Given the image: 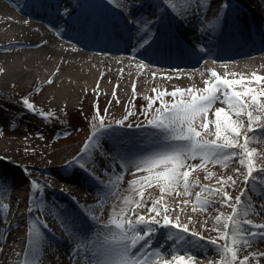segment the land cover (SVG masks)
<instances>
[{
    "label": "bare ground",
    "instance_id": "obj_1",
    "mask_svg": "<svg viewBox=\"0 0 264 264\" xmlns=\"http://www.w3.org/2000/svg\"><path fill=\"white\" fill-rule=\"evenodd\" d=\"M46 2L43 7H38L33 1L28 0H0V69H3L0 72V91H12L22 93V97H31L30 102L34 103L38 112L50 111L51 117L55 116L57 112L68 114L79 110L87 96L93 97V102L98 105L100 114L103 109L107 108V113L111 112L115 115L125 103L135 100L136 103L143 105L142 109H145L148 105V100L145 97H153L155 95L152 91L154 88L158 91L166 89L168 92L177 87L186 89L194 86L196 89H202L205 86L204 80L210 78L211 70H215L222 77L227 73L229 79H239L241 75L246 79H251L253 73L264 76V0H223L228 5L223 19L218 20L214 28L204 32L198 31L202 20L205 26L211 24L222 0H207L209 7L202 19L197 16L182 19L167 8L161 0H134L137 6L131 8V15H128L127 11L121 7L122 4H127L128 0H112V3H108L107 0H84V6L89 7V13L87 20H84L82 24L81 21L84 17L80 19L79 17L84 14L82 12L84 7L80 6L79 0H48ZM64 8L69 9L68 16L60 14V10ZM34 10H41L45 16H36L33 13ZM227 19L228 21H226ZM148 20L154 22L151 24L149 32L145 33L142 30L143 22ZM66 23L69 25L65 28L66 30H62V32L57 30L59 26L66 25ZM162 24L166 27L172 25L171 27L177 29L184 39H189L190 48L184 54L178 55L174 52L171 53V55L174 54L172 57H164L169 59V62L153 57L143 58L141 49H152L151 52H156V54L161 52L168 54L170 46H165L164 38L159 34ZM72 27L78 35L70 30ZM98 28H103V30H98ZM110 29L119 32L121 39L112 38L109 34ZM85 34L88 38L95 40L94 44L92 42L85 44L87 43ZM244 34L245 37L240 38ZM144 38H149L151 42L144 48H138V42ZM237 38L243 39L242 43L237 47L231 46L235 39L238 40ZM106 39L110 42L109 45L118 46V49L112 51L98 47L100 41ZM201 45L207 51L194 53L193 50ZM243 45L249 47L250 51L248 50L242 55L235 53L234 50ZM210 48L223 51L224 55L212 56L209 54ZM226 48L227 50L224 51ZM134 49L135 55H133ZM213 58L217 62H213ZM141 62L144 64L143 67L140 66ZM196 69L198 70L194 71ZM201 71L205 73L204 76L200 75ZM153 73H155V77ZM232 73H235L236 76L233 77ZM50 79L53 81L51 84L48 83ZM133 83L136 86L135 92H133ZM114 90L115 96L113 95ZM164 99L168 102L173 100L170 95L165 96ZM157 107H159V102L153 105V109L148 113L149 118ZM218 107L226 106L217 102L208 113L209 120H214L213 113ZM142 109L139 112L140 118L137 119L139 123L140 120L141 123L146 122ZM22 111L24 115L40 117L25 111L23 106ZM256 114L261 115V120L253 127L259 128L264 125V113ZM125 115L127 112L119 115L116 119H123ZM137 120L129 119L134 126L138 123ZM9 123L5 120L3 125L9 126ZM15 125L21 126L22 121H16ZM201 131L203 134L204 130ZM208 131L214 132V127L210 125ZM137 136L139 135L133 133L130 136H123L122 139L133 142L143 141L144 138ZM84 137L83 140H80L79 145L88 139L87 136ZM144 137L153 139L146 135ZM214 138V136L208 137V139ZM119 140H121L120 137L112 141ZM7 143L3 144L0 141V161L8 159L6 155L10 149H8ZM75 147L76 143H72L57 150L60 152V156H63L59 161L61 164H58L62 169L73 157L78 155L80 148ZM249 147H255L258 152L264 151V138L254 137ZM85 158L87 159V156ZM91 162H94L95 165V177L99 179L89 176L78 166L73 165L64 171L58 169L59 171L53 174L50 172L53 176L43 180L46 186L50 185L49 191L44 192L50 200L45 198L43 201L53 202L56 200L55 202H57L59 200L57 195L61 197V200H68L63 208L66 209L65 216L61 218L83 215L86 220L82 224L79 222L74 227L65 228V226L59 227L56 222L55 230L52 226V217L46 216L50 215L49 212L35 207L38 212L42 210L41 213L44 217H36L33 213L30 215L28 207H26V199L24 203L22 193L16 191L9 192L11 195L9 204L12 206L7 213L8 219L3 211L5 204L3 200L0 202V264H31L33 260L35 264H91L93 253L89 245L90 240L83 241V243H87L88 254L81 250L79 256L74 258L72 255L74 247L77 244H82V229H89L94 241L97 235L102 232L103 226L109 222L108 219H111L114 214L120 213L121 209L129 207L124 203L126 198H138L132 191L130 182L145 175L142 172H136L129 176L123 175L100 151L93 153ZM188 163L196 165L201 164V161L197 158L188 161ZM58 166L56 167L58 168ZM204 167L213 173L211 179H205L207 173L200 170L193 172L190 180L198 179L201 185L219 189L222 185L218 183V180L221 178L226 180L228 176H232L237 181L236 186L234 188L226 187L232 202L235 201L236 196L240 195L241 189L246 187L242 175L233 170V167H239L235 163L227 168L220 163H208ZM40 169L42 170V168ZM106 169L107 172H105ZM241 172H246V169L241 168ZM4 174L5 172L0 170V177ZM33 177L38 178L39 181L38 175H33ZM85 179L88 182L93 181V193L91 194L82 190L84 187L82 182L87 183ZM95 180L103 182L104 185L94 186ZM257 183L261 182L257 181ZM228 184L231 185V181ZM179 191L182 192V188ZM200 191V187L197 186L190 190L189 196L166 195L164 203L170 209V219L175 221L179 216L180 222L187 224L190 232L195 231L206 240L216 238L217 233L212 230L214 224L212 217L220 213L231 214L232 210L229 207L221 206L219 197L208 192H201V198L214 201L215 207L209 208L207 211L193 212L196 194ZM70 196L75 197L71 200L72 204L69 203ZM105 196L108 197L107 200L104 199ZM160 196L158 187L145 189L144 198L148 201V206L151 205L152 200L160 199ZM250 196L254 203L259 204V193L252 192ZM185 199L189 200L187 205L182 203ZM242 199L245 202L238 208L240 217L251 219L254 224H264V213L256 216L254 211L248 207L246 198ZM55 202L54 206L62 209ZM98 204L102 207L98 208ZM134 211L140 215H149L147 207L135 208ZM245 211L248 213L247 216H245ZM90 215H95L98 218L97 221L89 219ZM128 215L133 220L136 218L132 212H128ZM4 216L7 220L3 224ZM32 216L38 218V224L46 235V238L40 236L39 245L34 254L27 246V237L23 234L22 237L17 235L21 232L17 229L20 225L27 226L24 231H29V223H26L25 219ZM96 224L101 225L102 229L97 228ZM31 231L35 233L33 229ZM165 241L166 231L158 230L153 238V246L163 245L164 251L168 252L170 249ZM218 243L223 244L224 242L218 240ZM56 245H63L66 249H64V254L68 256L67 263L64 259L54 258ZM135 250L133 249V251ZM194 252L196 259L193 264H210V262L211 264H220V255L207 244H201L199 248L194 249ZM249 253H256L258 256L264 253V242L254 244L246 250L242 247L239 253L240 258L249 255ZM165 259L170 260L171 257L169 255L161 256L158 264H163ZM252 264H257V261L253 260ZM259 264H264V257L259 259Z\"/></svg>",
    "mask_w": 264,
    "mask_h": 264
},
{
    "label": "snow or ice",
    "instance_id": "obj_2",
    "mask_svg": "<svg viewBox=\"0 0 264 264\" xmlns=\"http://www.w3.org/2000/svg\"><path fill=\"white\" fill-rule=\"evenodd\" d=\"M107 2L112 3V0H107ZM161 2L182 19H189L192 16L202 19L209 7L207 0H161ZM34 3L38 7H43V0H34ZM134 6H137L134 0H128L127 4L121 5L128 15H131V8ZM227 7V3L222 0L213 22L205 26L202 20L198 31L204 32L214 28L216 22L223 19ZM60 14L68 16L70 11L64 8L60 10ZM153 22L144 21L142 30L148 33ZM150 42L149 38H144L138 42V48H144ZM206 51L207 49L202 45L193 50L194 53H205ZM133 55H135V49ZM213 62L217 61L213 58ZM140 66H144L143 62ZM2 71L3 69H0V72ZM200 75L204 76L205 73L201 71ZM227 75L226 73L222 77L215 70H211L210 78L204 80L205 86L202 89H196L194 86L186 89L177 87L168 92L166 89L158 91L154 88L152 91L155 95L145 97L148 105L147 108L142 109L146 122L136 123L135 126L129 121V117L136 115L132 109H129L127 115L123 119L116 120L113 125L112 123L106 124L104 117L100 115L98 105L94 106V120L98 123L91 124V133L81 153L73 157L66 167L78 166L89 176L99 179L95 177V165L91 162V158L96 151L106 156L100 145L101 139L105 136L126 135L128 130L134 129L136 132L152 137L153 147L148 152L135 157H129L127 154L119 155L122 170L134 169L135 172L146 174L130 182L132 191L138 198H126L124 203L129 207L114 214L92 242V248L95 251L91 264H158L160 257L164 255H169L171 259L163 260V264H193L196 259L194 249L199 248L201 244L211 246L212 250L220 255V264H252L253 260L259 264V259L264 257V253L259 256L256 253H249L242 258L239 253L242 247L246 250L254 244L264 242V224H254L251 219L241 218L238 208L245 202L242 198H246L248 207L254 211L256 216L264 213V151L258 152L255 147H249L254 137L264 138V125L259 128L253 127L261 120V115L256 113H264V76L253 73L251 79H246L242 75L239 79H229ZM231 75L236 76L235 73ZM153 76L155 77V73ZM52 82L51 79L48 81L49 84ZM135 87L133 83V92H135ZM113 95L115 96V90ZM169 95L173 98L172 102L164 99ZM157 102H159V107L155 108L149 118L148 113ZM217 102L226 107L215 108L214 120H209L208 113ZM20 103L25 111L39 115L43 119H48L51 114L50 111L38 112L34 103L30 102L29 96L22 97ZM117 103H119L118 100ZM107 111V108L104 109L105 113ZM210 125L214 127V132L208 131ZM201 130H204L203 134ZM64 134L70 135L71 133ZM209 136L215 138L208 139ZM38 138L44 139L41 134H38ZM25 151L27 152V149ZM197 158L200 159L201 164L190 165L188 163ZM208 163H220L225 168L234 163L239 165V167H233V170L242 175L246 187L241 189L240 195L235 197L234 202L226 190V187L234 188L237 184L232 176H228L226 180L223 178L218 180V183L222 185L219 189L201 185L198 179L190 180L192 173L200 170L207 173L205 179H211L213 173L204 167ZM241 168L246 169V172L242 173ZM24 172L28 175L29 169L25 168ZM229 181L231 185L228 184ZM257 181L261 183L258 184ZM29 184L32 189L39 187L41 192L45 187H50V185L45 186L35 180H30ZM197 186L201 191L196 194L193 212L207 211L215 207L214 201L201 198V192H208L219 197L221 206L232 210L231 214L220 213L212 217L214 220L212 230L217 233L216 238L206 240L199 233L190 232L188 225L180 222L179 216L175 221L169 217L170 209L164 203V197L173 194L189 196L190 190ZM152 187H158L161 196L158 200H152L151 205L148 206V201L144 198L145 189ZM181 188L182 192L179 191ZM252 192L260 194L259 204L252 201L250 196ZM104 199L107 200L108 197L105 196ZM42 203V198L37 199L35 191H32L29 196V214L37 210L35 205ZM182 203L187 205L189 200L185 199ZM97 207H102V205L98 204ZM142 207H147L148 216L134 211L135 208ZM128 212H132L136 218L133 220ZM247 215L245 211V216ZM88 218L94 222L98 219L95 215H90ZM31 223H39L38 218H34L29 224L27 246L34 254L39 245L41 233L39 230L33 233ZM245 225L248 227H244ZM44 226L46 227V224ZM158 230L166 231L165 243H168L170 251L165 252L163 245L153 246V238ZM218 240L224 243L219 244ZM82 248V244L74 247L72 253L74 258L79 256ZM133 249L136 250L133 251ZM31 264H35V261H31Z\"/></svg>",
    "mask_w": 264,
    "mask_h": 264
},
{
    "label": "rangeland",
    "instance_id": "obj_3",
    "mask_svg": "<svg viewBox=\"0 0 264 264\" xmlns=\"http://www.w3.org/2000/svg\"><path fill=\"white\" fill-rule=\"evenodd\" d=\"M22 98V93H14L12 91H6L3 92L0 91V141L5 144L7 143V147L9 150L8 152V159H5L4 161H0V170L5 172L4 176L0 177V202L3 200L5 206L3 208V211L5 212L4 215H7V219L9 218L8 212L11 209L10 206V193L11 191H16L19 193H22V199L25 203V199L27 202L26 207L29 205V196L32 194V191H35L36 198L40 199H48L50 200L48 195H46L44 192L49 191L48 187H45L43 191L41 192V189L39 187L32 189L31 185L29 184L30 180L38 181V178L33 177V175H38L39 181L41 184L45 185L43 183V180H46L47 177L53 176L50 174V172L53 174L54 172L60 170H66L68 167H62L58 166V164H61L59 162L62 160L60 156V152L57 151L62 147H66L72 143H76L75 148L82 149L84 143L82 142L79 145L80 140L85 138L84 136L89 137L91 133V124L98 121L94 120L95 117V103L93 102V97L87 96L85 98V101L81 104V108L76 111L69 112L68 114L63 112H57L55 113V116L51 117L49 116L48 119H43L41 117H35L30 115H24L22 111V104L20 103V100ZM31 99V97H30ZM137 101L130 102L128 101L125 103L121 110L117 111L115 115L111 112L105 113L104 109L101 111V116L104 117L105 123H112L114 124V121L117 120L116 118L119 117V115H122L125 112H128L129 109H132L135 111L136 115L129 117V119L137 120L139 119L140 110L142 109V104L136 103ZM24 107V106H23ZM7 120L8 123L12 121V123H9V126H4L3 122ZM16 121H22V125H15ZM145 121V118H144ZM139 123V120H137ZM142 121L140 120V123ZM70 132V135H65L64 133ZM133 133L139 135L138 138H144L143 141L139 142H133V141H126V140H119L116 141L117 144H115L112 140L115 138H122L123 136H130L133 135ZM38 134L43 135L44 139L38 138ZM119 134L112 137L105 136L102 138L100 145L103 149V152L106 153V156L104 157L110 161V163L115 167L120 173L123 175L129 176L132 175L135 170L129 169V170H122L120 162H119V155L127 154L129 157H135L142 153H146L153 147L152 140L146 139L143 133L136 132L135 130H129L127 134ZM73 136L72 138H70ZM75 136V137H74ZM27 137V139H26ZM150 137V136H149ZM113 138V139H112ZM152 138V137H150ZM111 140V141H109ZM109 141V142H108ZM131 142L132 144L129 146H121V143L123 142ZM113 143V145H111ZM81 146V147H80ZM27 149V152L25 151ZM78 149V154L81 153V150ZM80 150V151H79ZM5 152V151H4ZM58 166V168L56 167ZM29 169V174L26 175L24 172V169ZM42 168V170L40 169ZM75 173V172H74ZM136 173V172H135ZM143 173V172H142ZM146 174V173H144ZM87 180V179H85ZM82 182V181H81ZM94 186H103L104 183L98 180L94 181ZM84 187L83 191L88 192L89 194L93 193V181L88 182L87 185L82 182ZM46 186V185H45ZM73 186V185H71ZM51 192V191H50ZM40 193H43L40 195ZM81 194V192H80ZM53 195V194H52ZM46 196V197H45ZM59 200L57 202L44 200L42 204L35 205L34 207L45 209V211L49 212L50 216L53 219V228L56 230L58 222L59 227L65 226V228L68 227H74L77 223L80 222L82 224L84 220H86L85 216L81 215L80 217H65L61 218L64 215V211L66 209L64 208V205L66 201L68 200H61L59 195H57ZM71 197V196H70ZM86 198V197H85ZM72 199V197H71ZM73 200V199H72ZM54 202L59 205L62 209L55 207ZM72 204V203H71ZM78 204V203H77ZM91 204V203H88ZM63 205V206H62ZM76 205V204H75ZM78 206H80L78 204ZM74 208V207H73ZM42 210L41 211H34L33 215L36 217H44L42 216ZM86 215V214H85ZM34 216V218H36ZM6 217L4 216L2 218V222L4 224ZM33 216L31 218H26L25 222L29 223L34 219ZM110 221V219H108ZM25 223V225H26ZM109 223V222H108ZM107 223V224H108ZM28 224V226H29ZM79 225V224H78ZM97 228H101V225L96 224ZM27 227V226H26ZM23 225H20L17 227L21 232H19L17 235L22 237L25 235L27 237V240H29V231H24ZM29 228V227H28ZM31 229H33L35 232L39 230L41 233V237L46 238V235L41 230V227L38 223H31ZM89 229H82L81 231V238L82 242L84 240H91L93 236L90 234L89 238ZM7 231V230H6ZM93 233V232H92ZM23 234V235H22ZM89 238V239H88ZM221 242V241H220ZM64 246H55L54 251L55 255L54 258H58L59 260H65L68 257L65 253ZM67 263V262H66Z\"/></svg>",
    "mask_w": 264,
    "mask_h": 264
}]
</instances>
